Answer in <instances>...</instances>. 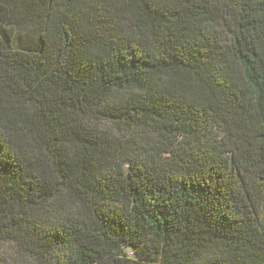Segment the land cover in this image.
Returning <instances> with one entry per match:
<instances>
[{"label": "trees", "instance_id": "trees-1", "mask_svg": "<svg viewBox=\"0 0 264 264\" xmlns=\"http://www.w3.org/2000/svg\"><path fill=\"white\" fill-rule=\"evenodd\" d=\"M0 264H264V0H0Z\"/></svg>", "mask_w": 264, "mask_h": 264}]
</instances>
